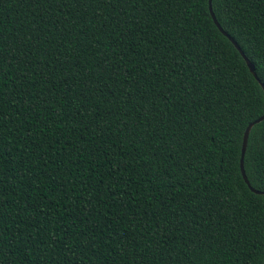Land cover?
<instances>
[{
	"label": "trees",
	"instance_id": "obj_1",
	"mask_svg": "<svg viewBox=\"0 0 264 264\" xmlns=\"http://www.w3.org/2000/svg\"><path fill=\"white\" fill-rule=\"evenodd\" d=\"M210 5L264 85V0ZM0 49L2 264H262L264 93L207 0H0Z\"/></svg>",
	"mask_w": 264,
	"mask_h": 264
},
{
	"label": "water",
	"instance_id": "obj_2",
	"mask_svg": "<svg viewBox=\"0 0 264 264\" xmlns=\"http://www.w3.org/2000/svg\"><path fill=\"white\" fill-rule=\"evenodd\" d=\"M210 1L211 0H207V8H208V12L209 15L211 17V20L213 22V24L215 25V27L217 28V30L223 35L225 36L228 41L232 44V46L236 49V51L238 52V54L240 55V57L242 58V60L244 61L248 71L250 72V74L252 75V77L257 81L258 85L260 86L261 90L264 93V85L259 81V79L256 77L255 73H254V67L251 64V62L247 59V57L243 54V52L241 51V49L239 48V46L236 44V42L220 27V25L218 24V22L216 21L214 14L212 13L211 10V5H210ZM262 119H264V111L255 119H253L252 121L248 122L242 132V137H241V145H240V156H239V172L240 175L244 181V183L246 184V186L248 187V189L255 193V194H264V191H259L256 190L254 188H252L250 186V184L248 183L246 176L244 174V170H243V164H242V157H243V153L245 150V144H246V140H247V135L249 133L250 128L252 127V125L260 122ZM262 264H264V256L262 259Z\"/></svg>",
	"mask_w": 264,
	"mask_h": 264
},
{
	"label": "snow or ice",
	"instance_id": "obj_3",
	"mask_svg": "<svg viewBox=\"0 0 264 264\" xmlns=\"http://www.w3.org/2000/svg\"><path fill=\"white\" fill-rule=\"evenodd\" d=\"M99 3H103L104 0H98ZM116 3H119L120 0H115ZM186 3L191 4L193 7L195 6L196 0H185ZM225 3L228 2V0H224ZM3 49H0V54H2ZM0 97H2V94H0ZM0 102H2V99H0ZM163 137H161L162 139ZM220 143H225V141H221ZM245 151L248 154V166L251 170H253L257 174L264 175V137H261L259 139H254L251 145L246 142L245 144ZM189 156H191V153H189ZM188 167H191V163H189ZM247 176V175H246ZM3 242V233L0 232V247H2ZM2 257L3 254L0 252V264H2Z\"/></svg>",
	"mask_w": 264,
	"mask_h": 264
}]
</instances>
